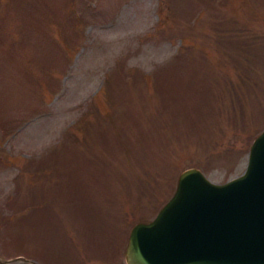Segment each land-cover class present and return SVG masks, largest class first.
<instances>
[{
	"label": "rangeland",
	"instance_id": "rangeland-1",
	"mask_svg": "<svg viewBox=\"0 0 264 264\" xmlns=\"http://www.w3.org/2000/svg\"><path fill=\"white\" fill-rule=\"evenodd\" d=\"M263 128L264 0H0V264H127Z\"/></svg>",
	"mask_w": 264,
	"mask_h": 264
},
{
	"label": "water",
	"instance_id": "water-1",
	"mask_svg": "<svg viewBox=\"0 0 264 264\" xmlns=\"http://www.w3.org/2000/svg\"><path fill=\"white\" fill-rule=\"evenodd\" d=\"M127 264H264V128L244 170L214 181L184 168L172 195L130 229Z\"/></svg>",
	"mask_w": 264,
	"mask_h": 264
}]
</instances>
